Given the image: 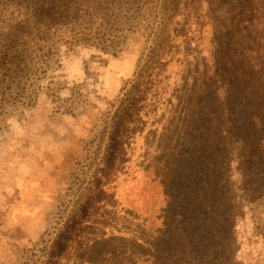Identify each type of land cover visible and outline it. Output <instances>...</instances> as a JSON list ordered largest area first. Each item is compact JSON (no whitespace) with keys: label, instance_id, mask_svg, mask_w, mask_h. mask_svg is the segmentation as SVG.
<instances>
[{"label":"rangeland","instance_id":"374dc122","mask_svg":"<svg viewBox=\"0 0 264 264\" xmlns=\"http://www.w3.org/2000/svg\"><path fill=\"white\" fill-rule=\"evenodd\" d=\"M213 1L216 6L209 7ZM227 1L0 0V239L22 240L8 249L4 264L96 260L104 253L102 245L81 252L80 244L96 242L99 234L87 230V238H77L81 232L72 235L70 254L56 257L67 226L87 218L88 224H96L102 213L111 227V256L101 264L136 260L137 255L140 264H179L187 256L185 264H264V190L245 189L243 206L224 200L212 206L206 194L193 189L194 184L205 189L209 176L217 173L213 167L218 165L219 173L224 167L217 163L220 155L213 159L209 152L225 140L215 136V126H204L208 113L203 110L183 122L185 113L177 101L183 80L191 83L195 58L211 64L213 54L221 51V32L211 37L208 32L221 25L214 22L222 20L220 4ZM207 8L213 17L202 37L205 55L196 57L185 45L176 54L179 41L168 39L174 16L180 12L199 26ZM187 29L178 32L187 34ZM186 56L191 66L186 62L182 69ZM212 92L206 93L209 102ZM231 116L232 124L233 112ZM217 121L228 123L226 117ZM115 150L114 171L125 173L116 180V172L111 178L101 173ZM165 153L173 162L184 154L178 170L191 178L181 181V189L175 186V193L170 188L168 198L164 176L176 165H165ZM201 153L205 160L193 159ZM101 177L105 184L115 180L112 199L93 196ZM33 189L49 197L46 201L52 199V205L43 211L39 237L27 242L13 229L10 208L22 190H29L21 197L29 204ZM236 196L232 192L228 197ZM90 198L86 218L83 210ZM231 205L237 219L230 251L214 231L221 233L224 226L216 213ZM166 206L171 217L165 216V230L159 218ZM185 207L190 212L179 215ZM185 234L192 238L191 255L183 250ZM132 237L137 244H131Z\"/></svg>","mask_w":264,"mask_h":264},{"label":"trees","instance_id":"16d2710c","mask_svg":"<svg viewBox=\"0 0 264 264\" xmlns=\"http://www.w3.org/2000/svg\"><path fill=\"white\" fill-rule=\"evenodd\" d=\"M208 4L209 7L216 6L215 1L208 2ZM220 7L222 20L218 22V19H216L214 23H220L221 25L216 26V28L212 27L211 32L209 29L208 35L211 37L215 32H221V36L223 37V45L220 46L221 51L213 54L211 64L205 58L202 60L195 58V70H193L194 74L190 80L191 83L189 80H183L184 88H182L177 101H179V105L183 107L185 113L183 122H188V120L193 119L194 114L198 111L202 112L203 110L208 113V120L205 122L204 119H201V125L205 122L204 126L206 127L215 126V136L225 140L224 144L215 147L209 152V156L213 159H216L220 155L217 163L220 164V167L221 164H224V167L220 168V173L218 171V165L213 167L217 169V173L209 176V179L212 181L206 185L207 187L205 189L197 184L193 185V189H196L199 193L201 192L203 196L206 194L208 196L206 202L213 201L211 203L212 206H215L216 203L222 200L230 204L235 201L240 202L243 206V204L247 203L244 202L246 197L244 195L245 189L251 188V190H256L259 188L264 190V0H228L220 4ZM212 17V9L207 8L202 17L204 20L200 22L202 24L195 26L189 20L188 16H184L180 12L174 16V21L170 26L174 30L171 33L168 31V39L170 38L171 42L172 40L179 41V52H176V54L182 53L183 48L188 47L191 53L197 55L196 57H199L201 54L205 55L201 51L202 37L207 31L205 27L211 28ZM198 19L199 16L196 17L195 22H199ZM186 27H188L186 30L188 33L179 34L178 30L182 32ZM182 45L185 46L182 47ZM186 62L188 65L187 56L179 64L182 66V69L185 68L183 65ZM190 66L191 64L187 68ZM191 70L192 68H190ZM208 92H212L210 94L212 97L210 102L206 95ZM232 112L234 113L235 119L231 124ZM223 117H226V122H228L226 125H221L217 121ZM106 152L110 154L111 151L108 148ZM112 155L111 163L103 165L101 173L104 174L105 171L109 173V178H111L112 173L116 172V176H114L116 180L119 178L118 175L123 176L125 173L117 172V169L114 171L113 168L112 162L115 156L118 157L119 151L115 150ZM183 155L179 154V157L173 162L165 153V159L163 160L165 165H176L168 167V171L164 176V180L166 181L165 187L167 189L169 187V190L164 187L165 194H167L165 195L166 198L176 192L174 191L175 186L180 189L182 188L181 186L184 187V184L180 185L182 180L189 182L191 179L190 176L183 175L178 170L184 164L182 161L184 159ZM223 158H225L224 161H222ZM193 159L205 160L202 153L197 157H193ZM232 165H235V171H232ZM234 175H236L237 180H232ZM218 176L221 177L220 180H218ZM115 180L110 184H105L106 182H101L104 181L103 177H101L100 185L96 186L94 192H92L93 196L95 194L98 196L108 194L112 199L115 195ZM170 188L173 191L172 193L170 192ZM232 192H235L239 196L230 199L228 196ZM40 195L43 201L49 198L41 191ZM92 200V198L88 199L85 204V209L83 210L84 217H88V213L91 211L90 205L92 204ZM196 203L194 202L193 204ZM248 205H252V203H248ZM233 208V205L224 207L225 210L216 213L217 217L221 218L224 226L222 227L223 231L221 233L217 230L214 231L215 234L218 233L217 238L223 237L224 244H226L227 249L230 251L233 245H235V220L237 219L236 215L233 214ZM189 210L190 208L185 207L184 210H179V215H186V211ZM225 214L226 216H224ZM161 215L162 217L159 219L163 220V227L166 230L167 227L164 222L167 218L171 217L168 215L167 206L163 209ZM108 219V216L102 213L98 218L95 217L96 224H88L87 218L84 220L85 222L82 221L75 227L67 226L61 233L62 237L59 245L62 249L56 258L59 260L62 256L70 254L73 246L71 239L75 232H81L76 237L84 239L88 237L87 230L99 232V234L96 242L81 243V252L86 250L91 253L95 244L102 245V248H104L102 251L104 253L99 258H96V260L87 262V264H101L106 257L111 256L109 252L107 253V240L110 238L107 232L111 228L105 225ZM200 232L201 230L198 228L195 235L199 237ZM185 238V241L182 242L183 250L191 255L192 250L188 247V241L192 240L191 235L188 236V234H185ZM126 239L130 240L129 237ZM136 241V238L132 237L130 242L135 245L138 242ZM138 245L141 247V243ZM83 248L85 249L83 250ZM74 249L76 251L78 247ZM145 249L147 250L146 246ZM177 253L179 254V252ZM129 256H131V252ZM136 257L137 259L140 258L138 255ZM137 259L134 260L131 258L126 262L116 261L115 264H140ZM187 259L188 256L186 259L181 258L179 264H185ZM230 262L231 258H228L227 263Z\"/></svg>","mask_w":264,"mask_h":264},{"label":"crops","instance_id":"0c3cea01","mask_svg":"<svg viewBox=\"0 0 264 264\" xmlns=\"http://www.w3.org/2000/svg\"><path fill=\"white\" fill-rule=\"evenodd\" d=\"M27 191L29 190L19 191L16 203L14 206L12 205L13 207L10 208V211L12 213L13 229H17L23 234V240L25 239L27 242H31L37 239V237L41 234L43 211H45L47 206H50V201H43V199H41L40 192L37 189H33L32 191H34L35 194L33 195V199L28 202L29 204H27L25 200L21 198L23 197L22 192ZM28 219H31V224L27 222ZM20 241L22 240L18 239L15 241L10 237L6 240L0 239V264H4L6 256L10 254L8 249L11 246L14 247L15 243L16 245H19Z\"/></svg>","mask_w":264,"mask_h":264}]
</instances>
